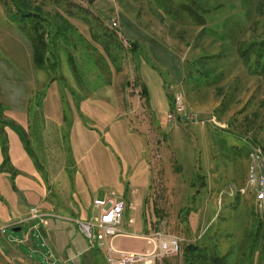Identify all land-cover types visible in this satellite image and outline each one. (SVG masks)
<instances>
[{
    "label": "rangeland",
    "instance_id": "374dc122",
    "mask_svg": "<svg viewBox=\"0 0 264 264\" xmlns=\"http://www.w3.org/2000/svg\"><path fill=\"white\" fill-rule=\"evenodd\" d=\"M17 12L42 19L43 68L18 21L33 25ZM167 20L175 42L193 39L183 51L169 42L173 57L190 61L184 86L172 83L169 63V112L190 83L198 127L170 131L143 94L146 69L166 71L129 36ZM260 53L264 0L0 1V264H107L106 247L89 244L78 222L111 196L127 203L118 251L148 254L155 245L144 237L161 233L179 237L181 251L153 264H184L190 245L228 264H264V221L247 186L250 152L261 149L264 161Z\"/></svg>",
    "mask_w": 264,
    "mask_h": 264
},
{
    "label": "built area",
    "instance_id": "2783aa9c",
    "mask_svg": "<svg viewBox=\"0 0 264 264\" xmlns=\"http://www.w3.org/2000/svg\"><path fill=\"white\" fill-rule=\"evenodd\" d=\"M112 26L117 27L116 23ZM167 119L175 124H200V116L188 109L184 96L181 92L173 94V108L168 113ZM261 149H254L249 154V177L247 186L250 193L255 196V204L264 221V171L261 168ZM244 193V190H241ZM94 206L98 210L96 216L87 221L78 222L79 227L91 245L106 247L107 264H153L156 258L172 256L180 253L181 240L175 235L156 233L144 238L155 245V250L148 254L136 255L118 251L113 246V240L121 235H128L122 232L124 213L127 203L116 196L107 199H96ZM32 218L45 223V216L39 215L36 209L31 210Z\"/></svg>",
    "mask_w": 264,
    "mask_h": 264
},
{
    "label": "crops",
    "instance_id": "0c3cea01",
    "mask_svg": "<svg viewBox=\"0 0 264 264\" xmlns=\"http://www.w3.org/2000/svg\"><path fill=\"white\" fill-rule=\"evenodd\" d=\"M141 29V28H140ZM174 29H177V32H181V27H176ZM171 29L169 28V20L166 21L165 24H159V25H155V26H151L149 30H144L142 29L139 34H134L136 32V30L134 31V33L130 34L129 38L133 41V42H138L139 43V47L142 48V51H146L147 55L150 56L151 61L154 62L155 67H160L165 69L166 71V76H158L155 73H150L149 69L147 68L146 71L144 73H146V75H141V82L143 83V94L147 95L148 97V104L149 106H156L157 109H162V113H169V94H171L172 90L169 89V63H171V81L172 83L184 86L185 83L187 82V72L185 70L186 64L189 63V59H187V56L185 55H180V56H176L173 57V53H171L169 51V42H171L173 45L175 43L174 46H181L180 48L182 49L184 48H189L191 47V43L193 42V39H188L183 43V41L180 40H176V42L174 41L175 35L171 37V35H169V31ZM198 30V29H197ZM119 32L122 33L123 36H125L126 30L122 27L119 29ZM184 34V33H183ZM183 34H181V36L179 35L178 37L182 40L185 37ZM128 37V36H127ZM186 38V37H185ZM180 42V43H179ZM178 44V45H176ZM142 46V47H141ZM176 48V47H174ZM144 49V50H143ZM183 51V49H182ZM186 54L187 52L184 51ZM169 55H171V57H169ZM199 55V52H196L195 54H193V59L197 58ZM183 56V59H180V57ZM180 59V60H179ZM153 64V63H152ZM174 84H172V89L174 88L173 86ZM188 90L183 91L185 95V99L187 102V105L189 106L190 110L193 112H197L199 116H201V110L198 108H195L194 106H192L191 102L189 101V92L191 90V84L189 83L187 85ZM171 90V91H170ZM188 92V93H187ZM205 110H210L211 112L215 111L214 106L212 108H206ZM211 116H209V121L212 118V116H215V112L213 114H210ZM217 117V116H216ZM220 117V116H218ZM217 117V118H218ZM165 124H167L168 126H172L170 131H174L175 127L177 124H173L170 123L168 121L167 118H163ZM219 119V118H218ZM221 122L222 123H228L229 119L225 118L224 116L220 117ZM208 121V123H210ZM162 122V123H164ZM149 127H153L152 124L148 123ZM194 126L198 127L199 124H195ZM154 149V147H153ZM152 149V150H153ZM152 152V151H151ZM214 165V163H213ZM215 167V165L213 166ZM212 165H211V170H212ZM212 173V172H211ZM208 181V178H207ZM206 183H209L206 182ZM47 195V194H46ZM49 192L47 197H44L40 200V206H44L45 209H50L52 208V206H50V204L52 203V201L49 199ZM38 207V206H37ZM83 221H87L88 219H80ZM133 219L131 221H129V226L133 227ZM19 230L15 231H20V228H17Z\"/></svg>",
    "mask_w": 264,
    "mask_h": 264
},
{
    "label": "trees",
    "instance_id": "16d2710c",
    "mask_svg": "<svg viewBox=\"0 0 264 264\" xmlns=\"http://www.w3.org/2000/svg\"><path fill=\"white\" fill-rule=\"evenodd\" d=\"M1 2H5V0H0ZM6 5V3H5ZM39 15L32 14L30 12L23 13L20 15V12L16 13L13 17H24L26 21L30 20L33 25L32 29L26 28V23H19L20 27L25 29L33 42L34 50H35V58L36 63L40 67H45L46 58L49 56V44L47 43V35L45 31L41 29L42 19H39ZM39 19V20H38ZM17 21V20H16ZM25 24V25H22ZM264 60V54H259V60ZM55 60V59H54ZM184 264H228V257L226 255L220 256L215 252V250L209 249L207 246H188L185 255H184Z\"/></svg>",
    "mask_w": 264,
    "mask_h": 264
},
{
    "label": "water",
    "instance_id": "95a60500",
    "mask_svg": "<svg viewBox=\"0 0 264 264\" xmlns=\"http://www.w3.org/2000/svg\"><path fill=\"white\" fill-rule=\"evenodd\" d=\"M260 165H261V168L264 170V161L263 160L260 161ZM16 230H19V229H16Z\"/></svg>",
    "mask_w": 264,
    "mask_h": 264
}]
</instances>
